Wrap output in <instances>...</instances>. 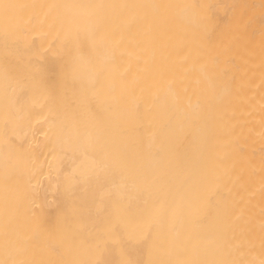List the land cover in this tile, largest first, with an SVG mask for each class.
Returning a JSON list of instances; mask_svg holds the SVG:
<instances>
[{
    "label": "bare ground",
    "instance_id": "obj_1",
    "mask_svg": "<svg viewBox=\"0 0 264 264\" xmlns=\"http://www.w3.org/2000/svg\"><path fill=\"white\" fill-rule=\"evenodd\" d=\"M0 264H264V0H0Z\"/></svg>",
    "mask_w": 264,
    "mask_h": 264
}]
</instances>
